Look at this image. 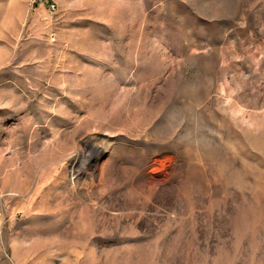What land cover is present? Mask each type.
I'll use <instances>...</instances> for the list:
<instances>
[{"label":"rangeland","instance_id":"374dc122","mask_svg":"<svg viewBox=\"0 0 264 264\" xmlns=\"http://www.w3.org/2000/svg\"><path fill=\"white\" fill-rule=\"evenodd\" d=\"M0 264H264V0H0Z\"/></svg>","mask_w":264,"mask_h":264},{"label":"bare ground","instance_id":"6f19581e","mask_svg":"<svg viewBox=\"0 0 264 264\" xmlns=\"http://www.w3.org/2000/svg\"><path fill=\"white\" fill-rule=\"evenodd\" d=\"M103 151H105L104 148L100 151V153H99L98 155L102 154ZM97 158H98V157H97ZM97 158H92V157H90V156H89V157L87 156V158L85 159V162L88 163L89 160H92V161H94V163H96ZM92 161H91V162H92ZM79 165H80V164H79ZM82 167H83V166H82ZM78 170H81V167H78Z\"/></svg>","mask_w":264,"mask_h":264}]
</instances>
